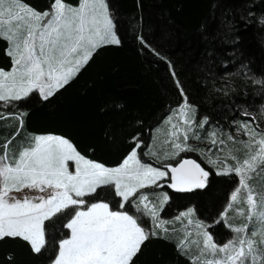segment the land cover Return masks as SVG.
<instances>
[{
	"label": "snow or ice",
	"instance_id": "obj_1",
	"mask_svg": "<svg viewBox=\"0 0 264 264\" xmlns=\"http://www.w3.org/2000/svg\"><path fill=\"white\" fill-rule=\"evenodd\" d=\"M0 40L8 44L5 53L12 60L10 70L0 69V129H14L0 132V242L18 239L33 254L51 250L49 264H136L148 240L165 239L168 224L186 219L177 249L190 264H264V177L253 183L264 173V128L247 109L241 115L248 119L235 122L246 139H224L217 131L202 136L198 129L208 120L197 121L196 108L173 70L182 99L166 120L162 158L136 135L122 161L109 167L62 135H23L28 112L19 107L34 92L49 100L100 47L120 44L106 0H50L44 11L27 0H0ZM204 140L211 147L192 143ZM144 147L149 149L144 155L155 157L159 166L143 161ZM186 152L199 153L216 175L238 178L215 221L233 234L222 244L207 230L210 225L192 219V208L174 221L163 220L169 194L145 191L204 189L211 173L196 159H177ZM236 217L244 222H230ZM189 226L196 230L195 240ZM50 228L60 233L58 239H50ZM6 259L11 264L14 257Z\"/></svg>",
	"mask_w": 264,
	"mask_h": 264
},
{
	"label": "trees",
	"instance_id": "obj_2",
	"mask_svg": "<svg viewBox=\"0 0 264 264\" xmlns=\"http://www.w3.org/2000/svg\"><path fill=\"white\" fill-rule=\"evenodd\" d=\"M27 3L44 11L50 0ZM106 3L120 44L100 47L78 75L49 100L34 92L19 102L28 112L23 135H62L88 158L114 167L130 151L133 136L139 135L149 145L155 129L181 102L173 70L196 108L197 119L207 118L209 124L231 130L236 121L248 119L241 115L247 109L264 127V84L254 83L264 81V0ZM7 47L0 40V69L4 70L12 67ZM182 156L196 159L191 153ZM235 179L234 174H212L204 189L167 191L180 199L175 211L192 207V218L210 225L207 230L221 243L230 232L215 221L229 202ZM161 215L166 216L165 221H174L177 212ZM185 224L186 219L168 224L165 239L148 240L136 264H190L188 256L177 249ZM189 231L193 232L190 239L195 240V228L189 226ZM49 236L58 239L60 233L50 228ZM194 250L195 245L189 249ZM8 254L14 257L11 264H49L54 255L51 250L33 254L18 239L0 242V264H9Z\"/></svg>",
	"mask_w": 264,
	"mask_h": 264
},
{
	"label": "rangeland",
	"instance_id": "obj_3",
	"mask_svg": "<svg viewBox=\"0 0 264 264\" xmlns=\"http://www.w3.org/2000/svg\"><path fill=\"white\" fill-rule=\"evenodd\" d=\"M177 107H175L172 111H174L175 109H176ZM172 111H171V113H172ZM171 113L162 121V123L155 129V131H154V133H153V135H152V140H151V142H150V144L149 145H152V150L153 151H157V152H159L160 153V155H161V158H162V156H163V151L165 150V147H164V144H163V142H164V140L166 139V132H167V129H168V127H169V125L166 123V120H167V118L171 115ZM202 119H204V118H202ZM199 120H201V119H197V121H199ZM160 129V131L159 132H157L156 130L157 129ZM261 128H264V127H262L261 126ZM198 131H201V135L202 136H206L207 135V132L208 131H217V132H219L220 134H221V138H224V139H226V137H227V135H233V136H236L237 137V139H239V140H243V139H246V137H244L243 135H242V133H239L238 131H237V128L235 127L234 129H228V128H223V127H221V126H215V125H213V124H209V123H207L206 125H205V128L203 129V130H199L198 129ZM192 143H194L197 147H199V148H207V147H211V145L209 144V142L207 141V140H204V141H192ZM229 146H231V142H229ZM236 147H239V145L237 144L236 145ZM149 149H148V147H146L143 151H141V157H142V159H143V161L145 162V163H153L154 164V166H156L155 164H156V158L155 157H151V156H147V155H144V153L145 152H147ZM186 153H188V154H194L195 155V157H196V160L198 161V162H200L201 164H202V166L203 167H205L206 168V170H209L210 171V173H211V175L212 174H214V175H216V169L215 168H211L206 162H205V160H204V158L199 154V153H197V152H186ZM186 153H181V156L180 157H177V159H181L183 156V154H186ZM213 156H215L217 153H216V150H215V148L213 149ZM221 156L223 155L222 153L220 154ZM240 155H241V157H242V155H243V153H240ZM173 163L175 162V161H172ZM229 162H231V161H229ZM210 175V176H211ZM217 176H223V175H217ZM236 177V176H235ZM262 177H264V173H261V176L260 177H257L256 178V180H254L253 181V183H258L259 182V180L262 178ZM210 178V177H209ZM235 181H236V183H235V185H234V187H233V190L237 187V185H238V178L236 177V179H235ZM167 190H170V191H173V192H176V191H174V190H172V189H168L167 187H165V188H163V189H145V191H148V192H153V191H155V192H157V193H159L160 191H164V192H167L168 193V191ZM194 190H196V189H194ZM193 190V191H194ZM232 190V191H233ZM169 194V193H168ZM152 199H155V197H151ZM180 203V199L179 198H172L171 196H170V200H169V202L165 205V207H164V209H163V211L160 213V215L161 214H163V212H165V213H168V214H170V213H174V212H177V215L176 216H174L172 219H175V217H177L181 212H185L187 209H185V210H180V211H175V207L177 206V204H179ZM189 208H192V207H189ZM193 209V208H192ZM173 215H171L170 217H172ZM229 216H230V218L231 217H233L234 216V212H230L229 213ZM161 218L163 219V220H166L167 218H166V216H162L161 215ZM146 220L148 219V218H145ZM171 219V220H172ZM192 219H194V221L195 220H197V219H195V218H192ZM187 221V220H186ZM230 222H232V223H236V224H239V223H242V222H244V221H242V219L241 218H239V217H236L235 219H232V220H230ZM223 223V222H222ZM224 224V223H223ZM228 229V228H227ZM229 230V229H228ZM230 232V231H229ZM233 234L230 232V236L229 237H227L224 241H222L221 242V244L222 243H224L225 241H227L229 238H231V236H232Z\"/></svg>",
	"mask_w": 264,
	"mask_h": 264
},
{
	"label": "crops",
	"instance_id": "obj_4",
	"mask_svg": "<svg viewBox=\"0 0 264 264\" xmlns=\"http://www.w3.org/2000/svg\"><path fill=\"white\" fill-rule=\"evenodd\" d=\"M27 192V190H25ZM29 194H32V193H29Z\"/></svg>",
	"mask_w": 264,
	"mask_h": 264
}]
</instances>
